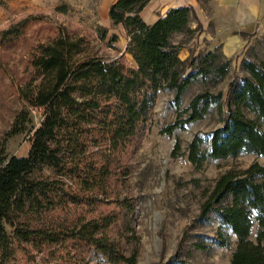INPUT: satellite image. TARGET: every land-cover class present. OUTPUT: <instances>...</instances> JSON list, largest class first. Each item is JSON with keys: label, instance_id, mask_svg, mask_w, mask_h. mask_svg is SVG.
<instances>
[{"label": "trees", "instance_id": "1", "mask_svg": "<svg viewBox=\"0 0 264 264\" xmlns=\"http://www.w3.org/2000/svg\"><path fill=\"white\" fill-rule=\"evenodd\" d=\"M148 1L114 0L108 6L110 29L120 27L126 39L117 58L98 55L83 36L63 31L29 54L31 72L19 97L27 108L42 109V119L25 157L6 159L0 146V264H17L16 254L29 255L28 248L41 252L50 247L62 248L59 259L68 261L64 264H83L79 256L87 250L100 255L105 264H137L136 251L124 255L107 237L110 217L64 224L52 222L50 214L70 206L91 207L95 196L105 193L120 155L148 123L159 91H172L178 108L182 93L193 82L216 83L227 74L229 60L218 48L178 58L181 46L172 37L193 35L200 28L188 27L196 20L192 8L170 9L146 25L139 12ZM25 25L22 21L8 28L2 39L16 40ZM95 33L115 50V34L107 37V29L99 26ZM242 66L248 76L231 79L223 101L220 92L201 91L160 131L171 135L216 107L221 126L210 132L208 150H200L203 140L198 135L186 146V158L195 167L242 154L264 156V67L245 62ZM27 108L15 115L2 143L24 131ZM170 155H181L179 141ZM44 169L51 175L43 176ZM120 203L131 209L125 200ZM211 211L235 237L229 264H264V165L253 162L218 176L201 205L202 216ZM254 223L257 231L251 241Z\"/></svg>", "mask_w": 264, "mask_h": 264}, {"label": "rangeland", "instance_id": "2", "mask_svg": "<svg viewBox=\"0 0 264 264\" xmlns=\"http://www.w3.org/2000/svg\"><path fill=\"white\" fill-rule=\"evenodd\" d=\"M103 0H0V146L3 155L25 157L31 134L42 119V109L27 108L19 97L20 89L29 79V54L37 44L53 39L59 31L83 36L97 54L106 58L119 57L126 39L120 27L110 29L107 16L101 15ZM26 21L20 36L12 41L2 39V33L19 22ZM117 36L115 50L100 42L97 27ZM259 30L248 38L246 46L225 56L229 60L226 76L214 83L209 79L193 82L181 95L178 108L173 105L172 91H159L150 118L140 138L120 155L115 176L108 182L105 193L95 196L91 206L68 207L56 210L50 217L54 223L71 224L80 220L110 217L113 221L107 237L116 243L124 255L136 251L137 264H229L235 237L221 225L214 211L201 215V205L222 173L242 170L253 162L264 165V156L242 154L235 158L207 160L199 167L186 158V146L194 135L202 138L200 150L209 147V134L221 126V115L215 106L198 121L175 129L171 135L160 131L172 124L177 112L184 109L190 98L204 90L220 92L222 101L227 84L233 78L248 76L243 63L264 67V18ZM172 42L181 48L194 45V35L176 34ZM184 52L178 56L182 58ZM204 53V52H202ZM131 63L128 55H123ZM27 108L29 121L23 132L10 136L4 143L15 115ZM179 141L180 154L170 155L175 141ZM43 176H50L48 169ZM125 200L130 210L120 201ZM218 208V206H214ZM257 225L250 229L249 239L254 240ZM62 248L50 247L41 252L27 249L16 254L17 264H64ZM83 264H105L100 255L91 250L81 256ZM79 258V259H81ZM77 259V258H76ZM78 261V259H77Z\"/></svg>", "mask_w": 264, "mask_h": 264}, {"label": "crops", "instance_id": "3", "mask_svg": "<svg viewBox=\"0 0 264 264\" xmlns=\"http://www.w3.org/2000/svg\"><path fill=\"white\" fill-rule=\"evenodd\" d=\"M114 0H103L101 15L107 16L108 6ZM192 8L196 20L189 22V29L199 30L194 35V45L183 47L182 58L190 53L209 52L218 48L225 56L243 49L248 38L259 30L264 18V0H149L139 12L144 24L153 23L168 10L174 8ZM108 21V17L106 18ZM178 52V53H179Z\"/></svg>", "mask_w": 264, "mask_h": 264}]
</instances>
